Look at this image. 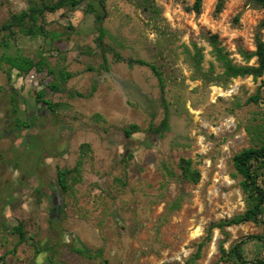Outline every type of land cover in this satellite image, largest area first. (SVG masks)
I'll use <instances>...</instances> for the list:
<instances>
[{"label": "rangeland", "instance_id": "374dc122", "mask_svg": "<svg viewBox=\"0 0 264 264\" xmlns=\"http://www.w3.org/2000/svg\"><path fill=\"white\" fill-rule=\"evenodd\" d=\"M31 1L42 0H0V26ZM216 2L196 13L193 0H83L45 13L36 36L1 33V264H240L222 253L237 243L245 261H264V211L216 226L247 207L232 157L264 147V71L225 75L208 39L254 65L241 52L256 35L264 42V9L223 0L215 13ZM89 4L103 17L102 46ZM114 52L161 73L164 131H154L164 116L155 75ZM24 59L40 68L10 67Z\"/></svg>", "mask_w": 264, "mask_h": 264}, {"label": "trees", "instance_id": "16d2710c", "mask_svg": "<svg viewBox=\"0 0 264 264\" xmlns=\"http://www.w3.org/2000/svg\"><path fill=\"white\" fill-rule=\"evenodd\" d=\"M83 0H54L47 1L42 0L39 2L31 1L28 8L19 13H12L9 16V19L0 26V35L2 32L6 34H13L14 28L24 35L28 36H36L42 32V26L39 24V21L43 18L45 13H52L64 7L74 8L82 3ZM254 5L261 7L264 9V0H250ZM106 0H98V4L101 8L105 7ZM202 4V0H193L191 9L198 13L200 11ZM223 6V0H217L215 4L214 11L218 13ZM88 12L93 13L94 21L97 24L96 31L98 33L97 41L99 46H102V38L105 34V30L102 26L103 17L99 15L96 9L92 4L87 5ZM262 25H264V20L262 21ZM209 42L213 47L215 58L222 64L224 69V73L227 76L235 77V76H244L251 75L252 77H258L262 75L264 71V42L262 39L256 35L255 36V49L251 52H241L242 57L245 60H249L251 58H255L254 65H236L233 64L225 53H222L221 48L216 45V37L210 36ZM4 45L7 43L4 42ZM114 59L116 61H125L128 66L138 65V66H146L152 71L155 75L160 92V101L164 106V116L160 122V125L155 128V133L158 134L164 131L168 127V112L165 106L164 99V85L161 77V73L158 71L156 66L150 64L142 59L138 58H122L116 52L113 53ZM11 68H14L18 71H23L24 73H28L32 68H35L37 71L40 68V63H32L31 60L24 59L21 63L18 60L12 61ZM9 75V74H8ZM68 75H62V80H65ZM53 87V86H51ZM39 97V95H38ZM46 105V108L52 110L50 107V103L47 101H43ZM137 131V126L131 125L129 130H124L126 136L131 135L132 133ZM145 147L149 145L144 143ZM185 163V162H184ZM233 167L235 172L241 176L240 186L243 192L246 194L247 199V207L246 209L237 215L229 219H225L216 224L217 227L223 226H232L238 225L248 221H256L257 218L263 214L264 207V147H247L233 155L232 157ZM186 164V163H185ZM183 176L184 178L197 181V176L195 175V171H189L187 166L183 167ZM64 172H57V182L62 188L64 187ZM261 179V180H260ZM14 232L18 235V241L22 242L25 240L24 232L21 228V225L14 227ZM255 238L260 239L259 236H255ZM75 251L81 254H85L87 248L85 247H76ZM222 253L224 256L231 258L240 264H264L263 260H257L254 262L245 261L243 259L242 251L240 248V244L237 243L230 248L228 252H225L222 249ZM51 264H58L53 262L52 258H49ZM3 262V257H0V264Z\"/></svg>", "mask_w": 264, "mask_h": 264}]
</instances>
